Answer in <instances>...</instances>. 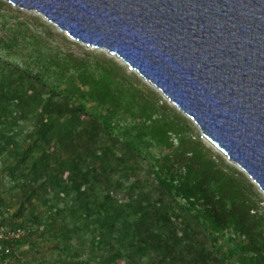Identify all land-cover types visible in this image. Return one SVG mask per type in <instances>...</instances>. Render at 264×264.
Wrapping results in <instances>:
<instances>
[{
    "label": "trees",
    "instance_id": "1",
    "mask_svg": "<svg viewBox=\"0 0 264 264\" xmlns=\"http://www.w3.org/2000/svg\"><path fill=\"white\" fill-rule=\"evenodd\" d=\"M37 43L43 44L41 40ZM56 56L70 69L91 71L89 56L77 57L60 49ZM109 64L101 63V70L109 72ZM38 81L34 84L19 70L1 72L0 155L11 144L7 133L25 118L29 107L43 105L49 85ZM109 92L106 103L117 102L133 120L141 119L125 127L126 137L136 134L143 142L146 132L149 144L169 151L159 167L149 168L146 179L140 177L139 151L133 143L123 144L113 135L112 119L105 129L108 135L86 155L65 159L54 167L44 164L40 170L25 158L12 169L13 174L21 173L20 180L36 176L32 192L40 187L53 194L47 204L60 230L54 239L78 240L90 249L85 258L70 264H264V206L255 186L194 140L188 121L160 105L156 97L150 99L139 89ZM113 93L116 98L111 97ZM51 94L47 107L60 100L54 90ZM45 128L51 129L52 123L48 121ZM44 136L43 143L47 141ZM173 137L178 140L174 150ZM131 176L135 182L128 186L126 179ZM226 233L237 247L230 260L214 238V234Z\"/></svg>",
    "mask_w": 264,
    "mask_h": 264
},
{
    "label": "water",
    "instance_id": "2",
    "mask_svg": "<svg viewBox=\"0 0 264 264\" xmlns=\"http://www.w3.org/2000/svg\"><path fill=\"white\" fill-rule=\"evenodd\" d=\"M150 80L264 194V0H4Z\"/></svg>",
    "mask_w": 264,
    "mask_h": 264
},
{
    "label": "rangeland",
    "instance_id": "3",
    "mask_svg": "<svg viewBox=\"0 0 264 264\" xmlns=\"http://www.w3.org/2000/svg\"><path fill=\"white\" fill-rule=\"evenodd\" d=\"M33 36L39 37L43 44H38L40 40H34ZM49 48L53 51H49ZM56 49L77 57L89 56L91 71L86 74L68 68L62 58L56 56ZM104 62L110 63L107 73L100 67ZM130 68L131 65L119 55L73 39L42 14L0 0V74L2 71L19 70L27 73L34 84L39 83V79L49 85L45 89L43 105L32 104L25 118L7 133V137H11V144L0 155V211L7 225L13 228L26 227L33 233L16 247L18 258L14 264H70L90 253V249L84 248L78 240L54 239V234L60 233V230L48 212L47 204L53 194H47V190L40 187L32 192V181L36 179L34 174L29 180H20L21 173L13 174L12 169L19 166L20 161L28 158L29 164L37 165L40 170L44 164L54 167L65 159L86 155L91 147L96 148L97 143L101 144L102 137L108 135L105 132L109 126L108 119H112L113 135L123 144L133 143L139 151L143 167L140 174L142 180L146 179L149 168L159 167L163 157L168 154L167 149L149 144L150 137L146 132L142 133L143 142L135 138L136 134L131 138L125 136V127L140 123L141 119L133 120L127 108L117 102H105L109 91L116 88L139 89L145 96L150 99L156 97L160 105L168 106L186 119L192 128L194 140L242 173L255 186L264 206V194L246 173L204 137L199 126L162 90ZM53 90L60 100H55L52 106L47 107ZM111 97L116 98L117 94L113 93ZM113 113H118V116L114 117ZM16 116L19 117L20 113H16ZM48 121L52 123L51 129L45 128ZM45 134L47 141L43 143ZM171 142L174 150L178 140L173 137ZM39 176L42 177L43 172ZM134 182L132 176L126 179L128 186ZM30 197L31 201L28 200ZM151 215L156 216V212ZM214 238L223 255L230 260L231 251L237 249L231 241V235L214 234ZM237 258L238 255L235 260Z\"/></svg>",
    "mask_w": 264,
    "mask_h": 264
},
{
    "label": "built area",
    "instance_id": "4",
    "mask_svg": "<svg viewBox=\"0 0 264 264\" xmlns=\"http://www.w3.org/2000/svg\"><path fill=\"white\" fill-rule=\"evenodd\" d=\"M5 220L0 211V264H14L18 258L16 247L33 233L26 227L13 228Z\"/></svg>",
    "mask_w": 264,
    "mask_h": 264
}]
</instances>
